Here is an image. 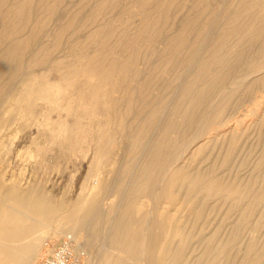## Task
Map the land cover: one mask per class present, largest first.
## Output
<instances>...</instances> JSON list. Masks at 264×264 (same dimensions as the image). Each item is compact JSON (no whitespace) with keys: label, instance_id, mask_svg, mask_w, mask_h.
<instances>
[{"label":"rangeland","instance_id":"1","mask_svg":"<svg viewBox=\"0 0 264 264\" xmlns=\"http://www.w3.org/2000/svg\"><path fill=\"white\" fill-rule=\"evenodd\" d=\"M263 38L264 0H0V198L35 189L56 206L42 219H99L79 233L88 264L129 196L149 264H264Z\"/></svg>","mask_w":264,"mask_h":264},{"label":"bare ground","instance_id":"2","mask_svg":"<svg viewBox=\"0 0 264 264\" xmlns=\"http://www.w3.org/2000/svg\"><path fill=\"white\" fill-rule=\"evenodd\" d=\"M241 11V10H240ZM247 14V13H245ZM221 16V15H220ZM223 21V20H222ZM230 22V21H229ZM220 23V22H219ZM237 25V23H236ZM213 28V27H212ZM235 30V29H234ZM230 33V30H226L223 32V34L221 35V45L222 46H227L228 44L226 43L227 42V37ZM210 36V35H209ZM215 37V36H214ZM264 39V38H263ZM235 40V39H234ZM232 40V41H234ZM254 42V41H252ZM207 43V42H206ZM209 43V42H208ZM210 44V43H209ZM227 44V45H226ZM254 44V43H253ZM206 47V46H205ZM225 48V47H224ZM223 49V48H222ZM225 50V49H224ZM222 50V51H224ZM239 50V49H238ZM220 51V52H222ZM246 51V50H245ZM226 56V55H225ZM224 57V56H223ZM224 59V58H223ZM220 60V59H219ZM224 60L220 61V62H223ZM219 62V63H220ZM237 63V62H236ZM212 64V63H211ZM218 64V62H217ZM223 64V63H221ZM220 64V65H221ZM215 65V64H214ZM263 65V64H262ZM208 66V65H207ZM206 66V67H207ZM213 66V64H212ZM217 66V65H216ZM215 67V66H214ZM237 67V66H236ZM211 68V67H210ZM208 68V69H210ZM205 70V69H204ZM258 70V69H257ZM260 70V69H259ZM210 71V70H208ZM236 71V70H235ZM256 71V70H255ZM262 71V70H260ZM224 72V71H223ZM222 72V73H223ZM259 72V71H258ZM221 73V74H222ZM256 73V72H255ZM254 73V74H255ZM204 74V73H202ZM210 74V73H208ZM207 76V75H206ZM205 76V77H206ZM221 76V75H220ZM232 76V75H231ZM230 76V77H231ZM258 76V75H257ZM204 77V78H205ZM240 77V76H239ZM243 77V76H242ZM204 78H202L204 80ZM250 78V77H249ZM208 79V77H207ZM209 79H210V75H209ZM212 79V78H211ZM210 79V80H211ZM243 79V78H242ZM248 79V78H246ZM245 79V80H246ZM256 79V78H255ZM221 80V79H220ZM244 80V81H245ZM251 80V79H250ZM258 80V79H257ZM215 80L211 81V83H208L207 85H209L207 87L206 90H204V95H208V93H210L211 89H213L215 87V85H217L216 83H214ZM218 81H219V78H218ZM225 81V80H224ZM238 82V81H237ZM236 82V83H237ZM248 83L250 82L249 80L247 81ZM255 82V81H253ZM238 84V83H237ZM236 84V85H237ZM223 85V84H222ZM257 85V84H256ZM226 87V86H225ZM216 88V87H215ZM214 88V89H215ZM218 88V86H217ZM229 88V87H228ZM227 90V89H226ZM233 90V89H232ZM221 91V90H219ZM223 91V90H222ZM225 91L221 92V94H223ZM231 92V91H230ZM214 93V92H212ZM219 93V92H217ZM220 94V95H221ZM228 93L226 91V93H224L223 95V99L227 98L228 97ZM218 96V94H217ZM213 98V97H212ZM218 100V99H217ZM216 100V101H217ZM211 101L213 102L214 100L211 99ZM193 102V101H192ZM196 103V101H194ZM215 102V101H214ZM194 103V104H195ZM213 104V103H212ZM193 105V104H192ZM211 107V104L210 106ZM215 107V106H214ZM182 108V107H181ZM219 108V107H218ZM183 110V109H182ZM189 110V109H188ZM214 110V109H213ZM184 111V110H183ZM186 113H187V110H185ZM185 111L183 113H185ZM190 111V110H189ZM194 113V112H193ZM187 115V114H186ZM194 115V114H193ZM202 115V114H201ZM219 115V114H218ZM206 116V115H205ZM215 116V115H214ZM186 117V116H185ZM188 117V115H187ZM217 117V116H216ZM198 118V116H197ZM192 119V118H191ZM185 120H187L185 118ZM202 121V120H201ZM187 123V122H186ZM196 123V122H195ZM235 128V127H234ZM169 131V130H168ZM168 133V132H167ZM170 134V133H169ZM171 135V134H170ZM159 146V145H158ZM187 146V145H186ZM178 152V151H177ZM149 153V152H148ZM164 155V154H163ZM161 156V157H164L163 159H167L165 156ZM178 155V154H177ZM154 160L156 161V159L159 157V153H156L154 155ZM160 157V158H161ZM175 157V156H174ZM159 158V160H160ZM170 158V156H169ZM172 158V157H171ZM177 158V157H176ZM162 159V160H163ZM175 159V158H174ZM168 160V159H167ZM178 160V159H177ZM166 161V160H165ZM164 162V161H162ZM169 162V160H168ZM178 162V161H177ZM159 163V162H158ZM166 163V162H165ZM174 163V161H173ZM162 164V163H160ZM172 164H169V166L171 167ZM159 166V165H158ZM168 167V166H167ZM181 166L179 167H175L172 168L170 170V175L167 174L168 176L170 177H167V175L163 176L162 177V180H158L159 178H157V184H158V181L163 184V186L165 187H168L169 184L173 183V181L177 178L178 174L181 173V171H183V169L181 170L180 169ZM153 169V168H151ZM163 169V168H162ZM166 171V169H164ZM168 170V169H167ZM181 170V171H180ZM153 171V170H152ZM153 173V172H151ZM165 173V172H163ZM167 173V171H166ZM187 173V172H185ZM182 175H184L183 173H181ZM201 173H199V176H200ZM181 175V176H182ZM197 175V174H196ZM196 175H195V178H196ZM203 175V174H202ZM193 176V175H191ZM197 176V177H199ZM216 176V175H215ZM146 177V175H145ZM179 177H180V174H179ZM178 177V178H179ZM213 177V176H212ZM156 178H154V182L156 180ZM185 178V177H183ZM187 178V177H186ZM194 178V177H193ZM192 178V179H193ZM194 178V180H195ZM205 178V177H204ZM140 179V178H139ZM197 179H200V178H197ZM151 180V179H150ZM149 180V182H150ZM167 180V181H165ZM202 180V179H201ZM205 180V179H204ZM203 180V181H204ZM217 180V179H216ZM212 179L209 181V188H212L217 185V181ZM219 180V178H218ZM177 181V180H176ZM140 182V180L138 181ZM138 182H137V185H138ZM148 182V183H149ZM154 182L151 181V185L154 184ZM175 182V181H174ZM195 183V182H194ZM198 183V181H197ZM203 183V182H202ZM205 183V181H204ZM203 183V184H204ZM221 183V182H220ZM219 183V184H220ZM150 184V183H149ZM161 184H158L157 186L158 187H163ZM175 184V183H174ZM196 184V183H195ZM218 184V185H219ZM137 185H134V186H137ZM148 185V184H147ZM180 185V184H179ZM155 186V184H154ZM195 186V185H194ZM220 186V185H219ZM145 187V186H144ZM163 187L162 190H165ZM173 187V186H172ZM147 188V186H146ZM154 188V187H153ZM157 187L155 186V189ZM216 189H218V186L217 187H214ZM221 188V187H220ZM219 188V189H220ZM149 190V188H147ZM154 189V190H155ZM158 189V188H157ZM136 190V188L134 189ZM148 190V191H149ZM154 190L152 193H154ZM160 190V189H159ZM159 190H157L156 192L159 193ZM161 190V191H162ZM173 190V189H172ZM133 191V190H132ZM146 191V190H145ZM210 191H213V190H210ZM209 191V192H210ZM131 192V191H130ZM151 192V191H150ZM168 192V191H167ZM166 192V193H167ZM170 192V191H169ZM139 193H140V189H139ZM149 193V192H148ZM171 193H173L171 191ZM212 193V192H211ZM134 194V193H133ZM146 194V193H145ZM161 194V192L159 193ZM158 194V195H159ZM39 197L40 194L39 192L37 193V190L35 189H30L29 191L25 192V191H22V190H17L15 189L14 187L10 188L7 193L5 194V196L2 198H0V264H34L37 259H36V256L37 254L40 252V249H41V243L44 239H47V238H50L52 237L54 234L58 233V234H62V236H65L67 234H69L71 232L72 235H74V237L76 238V240L81 244V240H80V235L79 233H81V231H84L86 229L88 230H91L93 231V229H95V227L98 225V220H95L93 221V219H91L92 221H89L86 222L84 219L80 218L78 215H76V212L79 213L78 211L74 212L73 209L72 211H69V212H65L64 210V214L65 213H69L68 215H63L61 216L63 213H59L58 215L61 216L60 218L58 217V219L55 220V217L52 218V219H42L40 218V216H42L43 214V211H47L45 209H48L45 207V205H52V204H48V201L46 204L39 201L41 200L40 197L37 199V196ZM129 195H132V194H129ZM172 195V194H171ZM43 196V195H42ZM149 196V195H148ZM156 196V195H155ZM162 196V195H161ZM160 196V197H161ZM165 196V195H163ZM167 196V194H166ZM45 197V196H44ZM44 197H41V198H44ZM159 197V198H160ZM168 197V196H167ZM172 197V196H171ZM170 197V198H171ZM129 200L128 202H124L123 203H120L118 206V208H113V207H110L108 209L109 211V215L112 213V211H117L116 215H114L113 213V219H110L108 216V218L110 220H113V223L111 224V221H110V225H112L109 229V231L107 232V244H105V247H104V254L102 252V255L100 257V260L97 264H125L124 262H122V260H129V259H134V264H140V261H148L147 264H149V261L151 259H154L157 257L156 255L158 254L157 253V237L153 234L154 232V229H153V226L151 227L150 224H144L143 223V226L142 228L140 229V221H136V218H134V215H135V212L133 213V210L134 208H138L135 207V203L133 201L134 198H131L130 196L128 197ZM131 198V199H130ZM92 199V198H91ZM90 199V200H91ZM95 199V198H94ZM94 199L93 200H88V204L87 205V208L89 209L90 207L93 206V202H94ZM136 199V198H135ZM43 200V199H42ZM46 200V199H45ZM86 200V199H85ZM80 202H82L83 204V201H81V199L79 200ZM127 201V200H126ZM79 202V203H80ZM50 203V202H49ZM138 203V202H137ZM45 204V205H44ZM83 204V205H85ZM103 204V202H102ZM106 204V203H105ZM57 205V204H56ZM62 205V204H60ZM82 205V206H83ZM85 205V206H86ZM108 205V203L106 204ZM53 207L56 208V206L52 205ZM102 206V205H101ZM51 207V206H49ZM60 207V206H58ZM74 207V206H73ZM78 207V206H77ZM77 207H75L74 209H76ZM45 208V209H44ZM52 209L49 208L48 209V212ZM54 209V208H53ZM62 209V207L60 208ZM84 209V208H83ZM86 209V208H85ZM91 209V208H90ZM97 209V208H96ZM95 209V210H96ZM135 209V210H136ZM58 210V208H57ZM77 210V209H76ZM87 210V209H86ZM84 210V211H86ZM134 210V211H135ZM82 211V213L84 212ZM89 211V210H88ZM91 211V210H90ZM51 212V211H50ZM73 212V213H72ZM111 212V213H110ZM88 213V212H86ZM95 213V212H94ZM83 215V214H80V216ZM87 217H88V214H86ZM85 215V216H86ZM106 215V214H105ZM148 215V214H147ZM147 215L145 218H147ZM38 216V217H36ZM54 216V215H53ZM56 216V215H55ZM84 216V217H85ZM98 216V215H97ZM136 216V215H135ZM95 217V216H94ZM111 217V215H110ZM25 218L27 219H33L34 220V223H29L27 225H22L23 222H25ZM26 219V220H27ZM151 219V217H150ZM141 220V219H140ZM153 220V219H152ZM100 222V221H99ZM109 222V221H107ZM145 222V221H144ZM148 222V220L146 221ZM149 223H151L149 221ZM159 223V222H157ZM154 225V223H153ZM102 226V225H101ZM162 226V225H161ZM163 228V227H162ZM39 230L38 233H36L37 231ZM36 233V234H35ZM83 233V232H82ZM162 233V231H161ZM164 235V234H163ZM61 236V237H62ZM160 238V237H159ZM158 238V239H159ZM163 240V239H162ZM160 241V239H159ZM165 241V240H164ZM105 242H106V239H105ZM160 243V242H159ZM164 244V243H163ZM159 245V244H158ZM82 246V245H81ZM160 249V248H159ZM158 249V251H159ZM165 249V248H164ZM162 250V249H160ZM43 251V248L41 249V252L40 254L42 253ZM166 252V251H165ZM164 252V253H165ZM118 253H121L118 255ZM114 255V256H113ZM167 255V254H166ZM165 255V256H166ZM103 256V257H102ZM116 256V257H115ZM164 256V257H165ZM113 257L115 258V260H113ZM119 257V260H116L117 258ZM120 257L121 258H125V259H122L120 261ZM102 258V259H101ZM165 259V258H164ZM176 260V259H175ZM131 261V260H130ZM167 261V260H166ZM155 263V261H154ZM161 263V262H160ZM166 263V262H164ZM163 263V264H164ZM170 263V262H168ZM93 264V263H92ZM130 264V262H129Z\"/></svg>","mask_w":264,"mask_h":264},{"label":"built area","instance_id":"3","mask_svg":"<svg viewBox=\"0 0 264 264\" xmlns=\"http://www.w3.org/2000/svg\"><path fill=\"white\" fill-rule=\"evenodd\" d=\"M86 250L71 233L57 241H47L37 264H88Z\"/></svg>","mask_w":264,"mask_h":264}]
</instances>
